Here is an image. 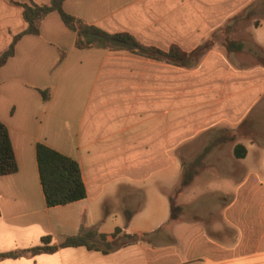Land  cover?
Instances as JSON below:
<instances>
[{"label": "crops", "instance_id": "0c3cea01", "mask_svg": "<svg viewBox=\"0 0 264 264\" xmlns=\"http://www.w3.org/2000/svg\"><path fill=\"white\" fill-rule=\"evenodd\" d=\"M0 0V55L27 24ZM76 20L192 54L186 66L76 48L50 13L0 70V122L18 170L0 176V264H264V0H65ZM46 92L48 100H44ZM37 144L75 160L86 198L48 207ZM178 154H181V157ZM196 175L177 195L184 170ZM183 207L171 218V198ZM107 254L31 250L95 231Z\"/></svg>", "mask_w": 264, "mask_h": 264}, {"label": "trees", "instance_id": "16d2710c", "mask_svg": "<svg viewBox=\"0 0 264 264\" xmlns=\"http://www.w3.org/2000/svg\"><path fill=\"white\" fill-rule=\"evenodd\" d=\"M65 0H50L49 4L38 5L33 2L19 4L23 11V18L27 24L26 29L16 35L6 51L0 55V70L6 62L14 56L15 46L24 35H39L41 22L53 12L59 14L63 23L76 33V48H103L110 51H127L146 58L165 60L175 65L186 66L191 56H201L210 47V42L200 46L192 54L181 52L174 47L169 53L162 52L152 47L140 44L128 34L110 35L102 30L88 26L75 17L66 13L63 9ZM44 100H48L46 92H42ZM36 159L38 164L40 183L44 193L46 205L56 207L77 202L86 198V188L82 179L79 164L44 144H37ZM18 170L14 150L7 127L0 122V176L16 173ZM196 172L192 169L184 170L177 195L191 185ZM171 218L178 219L182 213V207L176 204V199L171 198ZM117 230L113 234L114 241L109 242L107 236L95 231L84 235L66 237L59 246H51L50 238H43L42 245L31 250L33 255L52 254L59 248L86 247L89 250L101 251L105 254L128 244L136 243L139 238L136 235H123ZM16 254H0V261L15 257Z\"/></svg>", "mask_w": 264, "mask_h": 264}, {"label": "rangeland", "instance_id": "374dc122", "mask_svg": "<svg viewBox=\"0 0 264 264\" xmlns=\"http://www.w3.org/2000/svg\"><path fill=\"white\" fill-rule=\"evenodd\" d=\"M179 156L181 157V154H178V159H179ZM176 204L179 205L178 202H177ZM179 206H181V205H179ZM181 207H182V206H181ZM182 213H183V207H182ZM182 213H181V215H182ZM181 215H180L178 218H180Z\"/></svg>", "mask_w": 264, "mask_h": 264}]
</instances>
